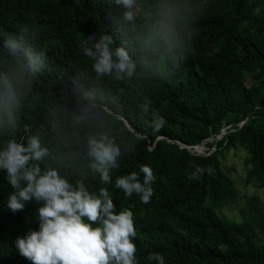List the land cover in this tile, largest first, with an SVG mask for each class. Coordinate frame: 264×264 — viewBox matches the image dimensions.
<instances>
[{"label": "trees", "instance_id": "1", "mask_svg": "<svg viewBox=\"0 0 264 264\" xmlns=\"http://www.w3.org/2000/svg\"><path fill=\"white\" fill-rule=\"evenodd\" d=\"M102 35L127 51L131 77L93 72L81 44ZM9 36L17 54L4 47ZM0 75L16 97L13 125L0 111V148L37 136L48 151L42 169L55 167L90 191L107 188L117 211L133 214L138 264L153 252L165 264H264L263 203L249 197L238 221L221 211L238 196L221 164L229 148L245 149L244 183L264 189V0H133L130 8L115 0H0ZM153 117L165 121L159 131L148 126ZM99 135L121 148L109 185L88 169L87 138ZM176 141L214 149L196 154ZM142 165L155 176L148 204L114 186L131 172L142 181ZM196 167L203 175L188 180ZM13 191L0 173V264H30L14 242L37 230L39 205L13 214L5 205Z\"/></svg>", "mask_w": 264, "mask_h": 264}, {"label": "clouds", "instance_id": "2", "mask_svg": "<svg viewBox=\"0 0 264 264\" xmlns=\"http://www.w3.org/2000/svg\"><path fill=\"white\" fill-rule=\"evenodd\" d=\"M125 8L132 6L133 0H115ZM131 19V13H125ZM92 36L81 44L85 57L93 61V72L99 76H113L115 79L131 77L134 64L124 48L112 49V40L102 35L92 43ZM4 47L12 54L20 49L19 42L7 37ZM0 111L7 116L8 124L14 123L11 111L15 103V93L7 81L0 75ZM147 100L141 106L145 115L149 113ZM165 124L162 117H153L148 126L159 131ZM48 155L41 146L40 138L31 136L26 143L15 139L9 140L0 148V173L14 190L5 205L13 214L23 211L25 204L32 201L39 205L36 209L37 230L29 231L15 240L18 254L30 264H138L136 258V237L133 214L131 210L117 211L109 191L100 187L90 191L82 181L75 184L55 167L41 168L40 162ZM121 148L108 136H89L87 138L86 156L88 169L98 174L101 185L112 183L110 170L118 167ZM143 174L142 181L137 172L119 175L114 186L124 197L133 194L142 204H148L153 196L151 185L155 182L152 169L147 165L139 168ZM204 169L196 167L187 175L188 180H199ZM148 264H165L160 253H149Z\"/></svg>", "mask_w": 264, "mask_h": 264}, {"label": "rangeland", "instance_id": "3", "mask_svg": "<svg viewBox=\"0 0 264 264\" xmlns=\"http://www.w3.org/2000/svg\"><path fill=\"white\" fill-rule=\"evenodd\" d=\"M221 131L223 132L220 135H217V138H220L222 134L226 132V128H222ZM208 141H212V138L210 137ZM213 149L214 147L212 146V148L208 150V147L204 143L189 148L192 153L196 154H205L207 150L211 152ZM245 156V149L237 144L236 146L224 151L221 159L222 167L227 175L233 180L234 186L238 191V196L234 199V201L223 206L221 211L226 216L237 221L241 220L240 214L237 212V208L242 206L249 197L257 196L264 205V189L257 188L252 184L246 185L244 183V176L246 173V166L244 164Z\"/></svg>", "mask_w": 264, "mask_h": 264}, {"label": "water", "instance_id": "4", "mask_svg": "<svg viewBox=\"0 0 264 264\" xmlns=\"http://www.w3.org/2000/svg\"><path fill=\"white\" fill-rule=\"evenodd\" d=\"M125 121V124L127 125V127H129L130 128V124L126 121V120H124ZM243 123V121H241V122H239V125H241ZM132 129V128H131ZM223 131H221V133H222ZM157 138H162V136H159V137H157ZM172 141V140H171ZM177 142V144L180 146V147H185V148H187V149H189L190 147H192V146H190V145H187V144H185V143H181V142H179V141H176ZM193 146H196V145H193Z\"/></svg>", "mask_w": 264, "mask_h": 264}]
</instances>
